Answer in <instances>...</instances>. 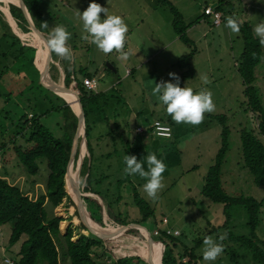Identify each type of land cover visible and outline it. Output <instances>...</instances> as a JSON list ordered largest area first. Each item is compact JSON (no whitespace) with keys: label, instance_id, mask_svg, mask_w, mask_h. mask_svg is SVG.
Returning a JSON list of instances; mask_svg holds the SVG:
<instances>
[{"label":"rangeland","instance_id":"obj_1","mask_svg":"<svg viewBox=\"0 0 264 264\" xmlns=\"http://www.w3.org/2000/svg\"><path fill=\"white\" fill-rule=\"evenodd\" d=\"M168 1L182 14L185 23L190 25L196 23L198 25L192 30L185 31V35L190 42L183 43L179 41L159 47L153 50L148 62L147 59L143 60V58H147V54L144 56L142 52L150 53L152 48L158 46L159 43L154 42L153 47L147 46L143 51L131 52L132 54L130 53L129 58L126 60L129 62L127 64L135 62L137 65L133 68V73L130 76H122L123 65L118 63V53L117 57L114 56L116 52L105 54L107 57L100 66L101 70L105 72H98L95 75L96 79L93 78L97 82V90L102 89L107 82H112L110 87L113 89L109 93L114 99L107 100L103 109L104 113L90 114L93 124L90 125L88 134L92 156L94 157V160L91 161V173L94 175L97 187L91 184L89 189L98 192H101L99 188L106 190L103 191L105 192L104 196L107 198L106 204L110 205L114 215L122 216L124 223H134L140 218L137 208L132 203L131 191L134 187L138 195L151 207L153 211L152 219L155 220V223L158 224L162 217L166 218V226L179 232V236L176 238L183 245L190 248L197 238H202L199 245L193 250L196 258L190 262L192 264H255L244 246L227 239L223 241L215 240V236L225 233V227L221 226L224 221L222 205L212 203L200 194L205 172L212 163L214 153L219 145L220 126L214 119L206 117L207 113L204 114V121L198 126L175 123L171 116L166 113L165 106L158 100L157 96L153 95L152 90L156 83H174V78L169 73L175 74L177 72L174 66L175 61L178 57L189 52L192 53L189 65L193 76L183 82V87L191 88L195 91V94L202 91L199 89L200 86L203 87V91H206L207 87L205 88L206 84L203 82L202 77H208L207 86L210 88L209 91L212 93L215 104V111L208 114L224 115L226 125L230 131L228 150L221 165L222 187L229 196L243 195L263 200L258 218L259 222L254 232L259 239L264 240V191L261 187L253 184L250 174L243 167L238 140L239 129L254 130L255 128V114L249 110L245 96L242 91L240 93L239 86L235 84V79L238 77L236 67L242 49V41L239 33H233L226 27L228 17L236 19L239 23L246 21L244 18H248L247 22L255 34L254 28L258 24L264 23V6L262 5L264 0H245L244 4L241 3V0H229V5H226L223 10L225 22L221 19L223 22L219 27H212L208 23L200 25L195 22L198 15L201 14L202 5L215 0ZM135 2V12L133 11V14L141 18L145 16L147 22L150 20L147 19V16L156 19L154 26L160 31L161 40L164 39V42H166L175 35L170 26L171 14L166 6L149 3L148 0H135ZM229 6H232V11L227 14L230 9ZM56 13L58 14V12H54V14ZM0 18L6 22L1 11ZM138 29L144 32L145 27L138 26ZM10 31L13 34L15 32L14 30V32ZM27 35L29 36H23L27 41H32L38 47L43 48L41 43L30 37L33 35L38 36L36 32L32 31ZM135 38L136 35H127L126 40L134 41ZM19 41L24 45L27 44L20 39ZM133 44V42L128 43L130 46ZM27 45L30 46V44ZM100 53L101 51L97 50L95 52L96 57ZM89 55L93 54L89 53ZM24 58L25 56L21 61L22 59L13 58L10 54H3L2 49H0V144L3 143L4 145L0 148V175L5 173V178L23 192L29 189L27 186L32 185V182L41 183V187L36 186L38 195L44 191V181L48 172L44 160L37 161V174L28 175L11 149L12 144L25 145L19 135L20 131L15 128V123L20 119L21 114H26L25 117L28 119L33 111V109L31 110V99L26 100L27 96L31 98L29 92L24 91L21 95V90L26 87L23 85L25 81L22 80L24 76L28 81L34 80L31 89L34 94L38 93L37 86L33 84L34 82L38 83L36 72L29 66L28 56L26 55V60ZM91 60H96V58H91ZM32 62H34V56ZM107 62L110 64L108 65ZM208 62L212 66L210 73L207 72ZM50 63L52 61L49 59L48 69ZM95 64L97 63L93 65ZM113 69L114 71H112ZM50 74L53 79H57L53 69ZM210 76L211 79H209ZM253 85L257 89L260 105L264 108V48L259 63L254 67ZM6 94L10 95L8 101L3 100ZM52 101L56 103V101ZM102 115H105L106 121L102 118ZM155 118H169L172 122V136L170 138H159L148 133V130L146 131L148 125ZM39 120L54 136L61 134L60 129L63 123L61 111L50 112L40 117ZM115 125L118 126L117 130H115ZM136 125H140L144 131L135 133L134 128ZM106 133L109 135H106ZM81 135L78 137L79 141L77 139L79 143L78 156L76 159L73 156V161L70 163L72 173L68 189L74 197H77V194H80L79 197L89 196L85 195L87 192L82 191L84 185L79 181L83 177H79L76 168L82 157H88L86 148L83 150V154L80 155L81 147L85 144L82 143ZM258 138L264 146V137L259 136ZM106 152L110 153L108 159L103 156ZM148 153L155 154L166 165V171L163 173L165 187L158 193L156 200L148 198L144 192L145 179L138 175H126L124 171L126 168L125 155H134L138 161H141L145 159ZM144 167L147 170L146 163ZM76 174L77 180L75 178ZM66 177L67 174L64 176V186ZM117 180L121 182L117 184L119 186L116 185ZM118 195H120V198L117 199ZM28 196L33 198L31 194H28ZM89 197L99 201V198L94 197V195ZM100 205L104 210L105 202L101 201ZM52 212L62 218L61 224L58 225L60 235L65 233L67 227L72 229V240L76 239L78 233L88 234V231L81 229L75 204L69 196L68 199L63 198ZM101 214L102 226H104L103 222L113 227L118 225L107 219L105 211ZM246 220L244 210L237 206L232 210L231 221L228 223L227 228L234 235H247L249 229L245 225ZM142 225L150 235L154 224L146 221ZM10 226V222L0 225V264H6L4 259H8L12 264L13 261L15 262L19 244L25 238L22 235L17 242L9 246L7 238ZM212 228V233L205 236V233ZM92 230L106 242V246L110 245V248L114 249L115 257L135 255L140 258L137 264L151 263L150 250H148L146 240L143 239L144 237H140L137 232L127 235L123 233L124 231L107 229V233L101 231L98 234V228L92 227ZM206 237H212L217 243L224 245L223 253L215 261H205L203 259L205 248L203 241ZM161 241L165 247L171 246L169 241L165 239ZM57 250L59 264H69L67 257L62 255L63 249L57 246ZM181 250V245L177 244L172 248L173 256L176 259L187 261L188 257L182 255ZM105 263L107 264V262Z\"/></svg>","mask_w":264,"mask_h":264},{"label":"trees","instance_id":"obj_2","mask_svg":"<svg viewBox=\"0 0 264 264\" xmlns=\"http://www.w3.org/2000/svg\"><path fill=\"white\" fill-rule=\"evenodd\" d=\"M153 1L156 5L166 6L168 8L171 14L170 26L172 31L181 42L189 43L190 40L186 37L185 31L190 24L183 21L182 14L168 0ZM22 2L27 9L33 25L39 31L42 39L46 41L50 34L42 24L48 21L47 12L44 13L42 10H38L37 0H22ZM213 2L215 3L212 4ZM213 2L204 3L202 6L212 5L213 8L220 10L222 13L221 19L224 21L223 10L226 5H229V0H215ZM229 7L230 9L227 14H230L232 11V6ZM8 11L20 31L25 34H30L32 32L22 9L9 3ZM208 18L212 26L211 19L210 17ZM14 34L11 33L7 23L0 18V49H2V53L10 54L11 57L13 56V58L16 59H22L21 61H23V56H25V60L26 55L28 56L29 66L36 72V80H38V83L34 82L33 84L37 86L38 93L34 94L31 89L32 81L34 80L28 81L24 76L22 80L25 81L23 85L26 87L21 90V95L24 91L29 92L28 94L31 98L27 96L26 100L31 99V110L33 109V111L30 113L28 119L25 117L26 114H21L20 119L15 123V128L20 131L19 135L22 137L25 145L12 144L11 149L18 162L23 166L26 174H37V161L39 160H44L48 172L44 181V191L34 198L28 197L25 192L19 189L15 184L10 183V181L5 178V173L0 175V225L7 222L11 223L7 244L11 246L17 242L22 235L25 236L19 244L17 259L15 262L13 261V264H59L57 246L63 249L62 255L67 257L69 264H106L105 262H107V264H137L140 258L135 255L115 257L114 249H111L110 245L106 246V242L92 231V226L89 222V225L86 223L80 214L81 212L79 213L77 208L76 211L80 221V227L84 231H88V234L84 235L78 233L76 239L72 240V229L67 227L65 233L60 235L58 225L62 218L54 215L52 210L61 203L63 198L68 199L69 196L64 186V175L68 167L71 141L76 129L77 118L71 112V107L65 103L64 99L54 94L47 87L37 71L36 64H39L41 70H45L48 64V57H43L40 48L39 50L38 47L35 48L22 44L18 39L19 37ZM239 36L242 41V49L238 57L236 72L241 79V84L243 86L242 93L246 98V105L249 110L255 114L254 130H248L246 128L238 130L240 158L243 167L250 174L253 184L261 187L264 191V146L258 138L259 136L264 137V108L260 105L257 89L253 85L254 67L259 63L264 45L260 44V38L253 33L252 27L247 21L240 22ZM191 54L192 53L189 52L184 56L178 57L174 63L179 69L176 76L179 77L180 87H183L184 80L190 79L193 76L191 66L189 65ZM33 56L34 62H32ZM51 59L53 60V54L51 55ZM50 64L48 71L51 77L50 71L54 66L52 63ZM105 70L107 69L105 68ZM68 71V69H63L62 82L58 83V85L70 91L75 100L77 98L83 113L85 147L88 157H82L78 168L79 177L86 178L87 181L82 191L93 193L99 196L103 203L105 202L104 211L107 219L111 220L113 223L119 225L131 223H124L122 216L118 214L117 216L114 215L110 205L108 203L106 204L104 196L100 194V192L89 189L91 184L96 186L94 175L91 173V161L94 160V157L92 156L88 134L90 125L93 124L90 114L103 112L101 101L105 98L106 94L98 90L93 92L83 87L81 80L86 76L90 77L91 75L89 76L88 73H83V70H81L79 71L80 76H76L75 74L70 75ZM51 79L53 80L52 77ZM27 81L28 84L26 83ZM175 83H177L176 80ZM5 96L3 100L8 101L10 95L6 94ZM108 96L111 95L108 94ZM52 100L56 101V103ZM60 111L63 117V123L60 129L61 134L59 136H54L39 119L50 112ZM206 117L214 119L220 126L219 145L214 153L212 163L207 167L205 172L200 194L210 202L222 205L224 221L221 223V226L225 227V233L227 234L226 239L244 246L248 250L253 263L264 264V240L259 239L254 232L259 222L258 218L263 200H257L250 196L243 195L229 196L224 191L221 184V165L228 150V137L230 131L226 125V117L224 115L206 114ZM167 123L171 125V123ZM78 141L74 150V159H76L79 153ZM3 146V143L0 144V148ZM82 148L83 147H81L80 154ZM109 155L110 153L106 152L103 156L107 158ZM119 183L121 182L117 180L116 185ZM79 195L80 194H77L76 196L78 197ZM131 195L132 203L137 208L140 215L139 220L134 223L141 225L145 229L142 223L149 221L151 224H154V228L156 223L155 220L152 219L153 211L151 207L138 195L134 187H132ZM69 198L71 199L70 196ZM79 199L90 219L95 222L96 225L102 226V208L99 202L89 196L79 197ZM237 206L241 207L246 215L247 220L245 225L249 229L247 235H234L232 231L227 228L228 223L231 221L232 210ZM107 225L111 227L110 224L107 223ZM212 231L213 228L208 230L205 236L210 235ZM133 232H137L138 235L143 238L142 233L133 227L126 229L123 233L129 235ZM151 234L150 237H154L152 240L157 243L161 253V264H192L190 262L196 258L193 250L199 245L202 239L197 238L194 245L187 248L176 238L179 235L167 236L161 233L159 236H152ZM215 237V240L218 241L219 236ZM162 239L171 243L170 247H165L166 251H162L160 248ZM177 244L181 245V253L188 257L187 261L176 259L173 256L172 248ZM147 247L148 250H150V264H154L156 258L155 254L149 243H147Z\"/></svg>","mask_w":264,"mask_h":264},{"label":"clouds","instance_id":"obj_3","mask_svg":"<svg viewBox=\"0 0 264 264\" xmlns=\"http://www.w3.org/2000/svg\"><path fill=\"white\" fill-rule=\"evenodd\" d=\"M104 13V19H101L100 14ZM108 9L101 5L92 2L87 9L82 13L76 10V14L83 22V32L81 38L94 44L103 54L116 52L119 54L121 61H126L129 54L124 51L128 26L125 21L118 15H108ZM43 27H48L46 23ZM226 27L233 33H239L240 23L228 17ZM255 35L260 38V44L264 45V23L258 24L254 28ZM86 33V34H84ZM71 38L66 28L62 25L53 28L49 38L45 41L48 54H55L62 60L74 62L71 49L68 46V41ZM177 83L161 82L156 83L152 90L154 96L165 106L166 113L171 116L172 120L177 124H189L198 126L204 121L205 113L215 111V104L210 91H201L197 94L193 93L191 88L180 87L179 77L174 73H169ZM202 80L207 84L208 77L203 76ZM126 175H138L146 180L143 185L144 192L148 198L156 200L158 193L163 190V173L166 171V165L158 159L155 154L148 153L144 160L138 161L136 156L124 157ZM147 165L145 170L144 165ZM86 186V178H81L79 181ZM179 235V232L176 233ZM227 238V234H221L219 240L223 241ZM205 245L203 251V259L205 261H215L224 251V245L217 243L212 237H206L203 241ZM162 251H166L164 244H160ZM10 264V262H6Z\"/></svg>","mask_w":264,"mask_h":264},{"label":"crops","instance_id":"obj_4","mask_svg":"<svg viewBox=\"0 0 264 264\" xmlns=\"http://www.w3.org/2000/svg\"><path fill=\"white\" fill-rule=\"evenodd\" d=\"M15 1L19 2V0H15ZM148 1H149V3L155 4L153 2V0H148ZM244 1L245 0H241V3L244 4L245 3ZM37 2H38L37 3L38 10H40V11L42 10L44 13L47 12V14H48V21L46 23L48 27H45V29L47 30V32L49 34H51L54 27L60 26V25L64 26L66 28V30L69 33H71V38L68 41V46L71 49L72 55L74 57V62H68V61L62 60L59 57H57L55 54H53V60H55V61H53L51 59V56L49 55V59L52 61V64L54 66L52 69L57 76V79H53V81L56 82L57 84L62 82L63 69H68L69 70L68 72L70 73V75L75 74L76 76H80L79 71L83 70V73L86 72L89 74V76L91 75L90 77L86 76L87 78H95V75L98 74V72L99 73L105 72L104 70H101L100 66L102 65L103 61L105 60V57H107V56L101 52L99 54V56L96 57L95 52L98 50L97 47L94 44L90 43L89 41H85L81 38V35L83 32V22H82V20L79 19V17L76 14V10H78L79 12L82 13L84 10L87 9L88 5L92 2H95L99 5H101L102 7L107 8L108 9V13H107L108 15L120 16L128 26V33L126 35H128V36H135L136 35V38L134 39V41L133 40L131 41L130 39L126 40L124 51L127 52L128 54H130L131 52L135 53L136 51H138V52L143 51V49H146L147 46L153 47L154 42L159 43L158 46H155L152 48L150 53L142 52V54L144 56L147 54V58H143V60L147 59V62H148L150 60V57L152 55L153 50H155L159 47L167 46V45L173 44L174 42L180 41L176 35H173V37L170 38L169 40H167L166 42H164V39L161 40V38H160L161 33L158 30V28L156 26H154L156 19H154L152 16H147V19H150L147 22L145 20V16H143L141 18V17L133 14V11L135 12V4H136L135 0H37ZM214 3L215 2H213L212 4H214ZM230 4H231V2H230ZM262 5L264 6V3ZM0 6H1V10H2V16L4 18L6 17L5 20L7 21L8 24H10L11 21H9L7 19V15L5 14V12L8 11V0H1ZM54 12H58V14L57 13L54 14ZM100 16H101V19H104V13H101ZM244 19L246 21L249 20L248 18H244ZM195 22H197L200 25L205 24V23H208L210 25L209 18L207 16H205L202 13V11H201V14L198 15V19ZM221 22H222V20H221ZM221 22H220V24H221ZM11 24L13 26V29L17 33L20 32L12 22H11ZM220 24L217 26L212 25V27H219ZM138 26H144L145 27L144 32L141 31L140 29H138ZM195 26H198V25L196 23H194L193 25H190L186 30H192ZM13 29H12V31H13ZM30 30H32V29H30ZM84 34H86V33H84ZM24 36H29V35H24ZM30 37H32V39L34 41L41 43V42H39L38 39H41L42 37L39 38L37 35H33ZM23 40L27 41V39H24V37H23ZM130 42H133L134 44L131 46L128 45V43H130ZM41 45L43 46V48L45 50H47L45 45H43L42 43H41ZM34 46H37V45L34 44ZM149 49H151V48H149ZM89 53H91L93 55L90 56ZM114 56L117 57L118 54L115 53ZM91 58H96V60H91ZM49 59H48V63H49ZM117 59H118V63L120 65H123L122 76H130L133 73V68L137 64L135 62L127 64V63H129L128 61L124 62V61H121L119 58H117ZM94 63H97V64L93 65ZM108 64H110V63H108ZM141 65H140V67H141ZM175 68L177 69L176 70L177 72L175 73V75H176L179 72V69L176 66H175ZM45 70L48 71V64H47ZM112 71H114V69ZM210 71H212V66L208 62L207 72L210 73ZM48 73H49V71H48ZM49 77H50V75H49ZM50 79H51V77H50ZM209 79H211V76ZM174 84H175V79H174ZM235 84L237 86H239L238 88H239L240 93H241L243 86L241 84V79H240L239 75H238L237 79H235ZM111 85H112V82H109V83L107 82L102 87V89H98V91L106 94L105 98L102 99V101H101L102 111H103L102 113H104L103 109L105 108L107 100L110 98L114 99L113 96L112 97L108 96V94L111 95L109 93V91H111V89H113L112 87H110ZM206 87H207L206 91H209L210 88H208L207 84L205 85V88ZM199 89H201L203 91L202 86H200ZM193 93L195 94V91H193ZM216 95H218V94H216ZM102 118H104L106 121L105 115H102ZM155 119H161L162 121L171 123V125H170L171 126L170 137H171L172 136V122L169 120V118H155ZM115 126H116L115 130H117L118 126L117 125H115ZM136 127H141V126L136 125L135 128ZM135 128H134L135 133H141L144 131V130H142L141 132H137ZM147 130H148V127L146 128V131ZM147 132L149 133V130ZM106 135H109V134L106 133ZM164 139H167V138H164ZM83 150L84 149L82 148L81 154H82ZM108 158L109 157H107V159ZM32 180H34V179H32ZM36 186L41 187V183L39 184V182H37V181L32 182V185L27 186L29 189L27 191H25V194L27 196H28V194H31V196L33 195L32 197L34 198L37 195ZM99 189L101 190V192L100 191L99 192L104 196L105 192H103V191H106V190H102L101 188H99ZM90 194L97 196L93 193H90ZM97 197H99V196H97ZM118 198H120V195L117 196V199ZM104 200L107 201L106 196H104Z\"/></svg>","mask_w":264,"mask_h":264},{"label":"water","instance_id":"obj_5","mask_svg":"<svg viewBox=\"0 0 264 264\" xmlns=\"http://www.w3.org/2000/svg\"><path fill=\"white\" fill-rule=\"evenodd\" d=\"M19 2H20V5H15L14 3H10V4H13L14 6H17V7H19L20 9H22L23 10V12H24V14H25V17H26V19H27V21H28V23H29V28L30 29H33V30H35L38 34H40L39 33V31L35 28V26L33 25V23H32V21H31V19H30V17H29V14H28V12H27V9L25 8V6H24V4H23V2H22V0H19ZM7 25L9 26V28H10V30H12L11 29V27H10V25L7 23ZM13 32V31H12ZM38 59V58H37ZM108 64V63H107ZM37 65V71H38V73H39V75H40V77H41V79L43 80V82L47 85V87L54 93V94H56V95H58L59 97H61V95L60 94H58V92L59 93H63V94H66V96H70L72 93L70 92V91H67L63 86H61L62 87V89H59V91L58 90H56L55 88H53L48 82H47V80L44 78V76H43V74H42V72H41V70H40V68H39V64H36ZM109 65V64H108ZM34 66H35V63H34ZM35 68H36V66H35ZM75 96V95H74ZM62 98V97H61ZM76 98V97H75ZM65 101V100H64ZM65 103L66 104H68L66 101H65ZM76 103H77V105H78V113L76 114L70 107V110H71V112L75 115V117L77 118V128H76V131H75V133H74V135H73V137H72V141H71V147H70V153H69V160H68V167H67V170H66V173H65V175L68 173V171H69V165H70V163L73 161V156H74V150H75V145H76V140H77V138H78V133H77V129H78V127H80V125H82V135H81V140H82V143L84 142L85 143V137H84V122H83V113H82V109H81V106H80V103L78 102V100H77V98H76ZM69 106V105H68ZM83 143V144H84ZM83 147H84V149L86 148L85 147V144L83 145ZM79 158V157H78ZM77 171H78V168H79V162L77 163ZM64 175V176H65ZM74 189H75V186H74ZM73 201V200H72ZM74 202V204H75V207L77 208V210L79 211V213L81 214V216H82V218L88 223V222H93L91 219H90V217H89V215L88 214H84V212H86L85 211V209H84V207L82 206V204H81V200L79 199V196L78 197H76L75 198V201H73ZM99 202V201H98ZM99 204H101V202H99ZM102 208V207H101ZM101 210H103V209H101ZM102 212H104V210L102 211ZM87 213V212H86ZM105 216V215H104ZM103 224L105 225V223L103 222ZM99 228H101L102 229V231L104 232V233H107L108 231H107V229H105V227L104 226H99V225H97ZM131 227H133V228H135V229H138L141 233H142V235H143V237H144V239L146 240V242L148 243V241L149 242H155L154 240H152V238L151 237H149L148 236V234L146 233V231L145 230H143V231H141V228H143L141 225H139V224H137V223H129V224H125V225H117L115 228L117 229L118 228V230L119 231H121V232H123V231H125L126 229H128V228H131ZM93 231V230H92ZM121 234V233H120ZM99 237V236H98ZM156 255V254H155ZM160 259H161V253H160V257H159V264H161V262H160ZM155 264V263H154Z\"/></svg>","mask_w":264,"mask_h":264},{"label":"built area","instance_id":"obj_6","mask_svg":"<svg viewBox=\"0 0 264 264\" xmlns=\"http://www.w3.org/2000/svg\"><path fill=\"white\" fill-rule=\"evenodd\" d=\"M205 16L210 17L212 25H219L222 18V13L220 10L213 8L212 5H205L202 9ZM82 85L85 89L95 92L97 90V82L93 78L84 77L81 80ZM137 132H141L143 129L142 127L135 128ZM149 133L159 137V138H169L171 134V127L170 125L162 121L161 119H153L151 123L148 125ZM1 159V158H0ZM119 225V224H118ZM144 229V228H143ZM145 230V229H144ZM146 231V230H145ZM147 233V232H146ZM161 233L167 236H176L177 230L170 229L166 226V218L162 217L158 224H155L152 230V236H159ZM148 234V233H147ZM150 237V235L148 234ZM5 262H10L8 259H4Z\"/></svg>","mask_w":264,"mask_h":264},{"label":"bare ground","instance_id":"obj_7","mask_svg":"<svg viewBox=\"0 0 264 264\" xmlns=\"http://www.w3.org/2000/svg\"><path fill=\"white\" fill-rule=\"evenodd\" d=\"M8 3H14L15 5H20V2H17V1H15V0H9V2ZM0 9H1V6H0ZM1 12H2V10H0ZM5 14L7 15V19L9 20V21H11L15 26H16V23H15V21H14V19L12 18V16H11V14L9 13V11H6L5 12ZM6 18V17H5ZM5 20V19H4ZM6 21V20H5ZM7 22V21H6ZM11 22H10V26L12 27L11 29H13V26H12V24H11ZM16 28L18 29V27L16 26ZM14 30V29H13ZM19 30V29H18ZM15 31V30H14ZM20 31V30H19ZM32 31L33 32H36L35 30H33L32 29ZM16 32V31H15ZM14 32V33H15ZM17 33V32H16ZM15 33V34H16ZM37 33V32H36ZM38 34V33H37ZM24 35H27V34H25L24 32H22V31H20V32H18L17 33V36L19 37V39L24 43H27V44H30V46H33V47H35V48H37L38 46H34V44H32L30 41H25V40H23V36ZM38 36H39V38H41V35L40 34H38ZM24 39H25V37H24ZM39 40V42H41L43 45H45V47H46V43H44L43 42V39L41 38V39H38ZM26 44V45H27ZM40 47H38V49H39ZM37 49V50H38ZM41 49V51H42V53H43V57H45V56H47L48 57V59H49V54H48V51L47 50H45L44 48H40ZM39 49V50H40ZM46 49H47V47H46ZM37 54H38V52H37ZM41 70V69H40ZM41 72H42V74H43V76H44V78L47 80V82L53 87V88H55L56 90H58L59 91V89H62V87L60 86V85H58L56 82H54L53 80H51L50 79V77H49V73H48V71L47 70H41ZM58 94H60L61 95V97L68 103V105L71 107V109L77 114L78 113V105H77V103H76V100L74 99V97H73V95L71 94L70 96H66V94H63V93H59L58 92ZM77 133H78V137L81 135V133H82V125H80V127H78V130H77ZM83 149H84V147H83ZM83 154V153H82ZM71 173H72V168H70V165H69V171H68V173H67V177H66V182H65V188H66V192L69 194V196L71 197V199L73 200V201H75V198L76 197H74V196H72V194H71V192H70V190L68 189L69 188V185H70V175H71ZM76 180H77V174H76ZM85 195H89V196H91L92 194H90L89 192H87V193H85ZM95 197V196H94ZM97 197V196H96ZM97 198H99V197H97ZM99 202H101V199L99 198ZM84 214L86 215L87 213L86 212H84ZM104 219H105V216H104ZM90 223V225L93 227V228H98V234H100V232L102 231V229L101 228H99L94 222H89ZM104 227H105V229H115V230H118V228L116 229L115 227H113V226H109V225H107V223H105V225H104ZM95 230V229H94ZM144 229L143 228H141V231H143ZM144 232V231H143ZM148 243H149V245H150V247L152 248V250H153V252H154V254H156L155 255V257H156V264H159V257H160V251H159V248H158V245H157V243L156 242H149L148 241Z\"/></svg>","mask_w":264,"mask_h":264}]
</instances>
